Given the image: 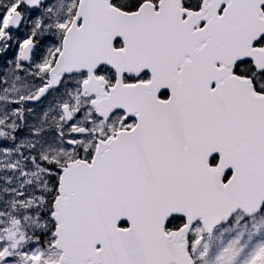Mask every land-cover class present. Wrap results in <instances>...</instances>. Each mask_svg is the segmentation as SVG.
Instances as JSON below:
<instances>
[{"label":"snow or ice","instance_id":"1","mask_svg":"<svg viewBox=\"0 0 264 264\" xmlns=\"http://www.w3.org/2000/svg\"><path fill=\"white\" fill-rule=\"evenodd\" d=\"M0 264H264V0H0Z\"/></svg>","mask_w":264,"mask_h":264}]
</instances>
